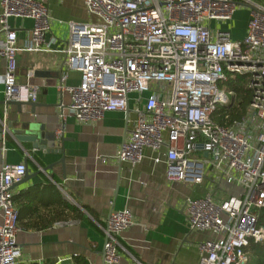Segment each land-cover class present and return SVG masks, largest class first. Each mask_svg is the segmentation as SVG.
I'll list each match as a JSON object with an SVG mask.
<instances>
[{
    "label": "built area",
    "instance_id": "built-area-1",
    "mask_svg": "<svg viewBox=\"0 0 264 264\" xmlns=\"http://www.w3.org/2000/svg\"><path fill=\"white\" fill-rule=\"evenodd\" d=\"M82 2L96 21L71 22L67 45L56 51L57 38H48V0H0L6 102L31 103L39 96V86L17 82L20 51L62 53L68 70L80 73L77 86L67 85V75L60 78L59 91L71 99L60 112L64 121L100 122L108 113L126 112L134 95V130L113 158L136 167L147 149L163 150L168 183L210 180L239 188L221 198L212 191L187 197L184 209L191 232L211 235L198 244L200 264H247L250 245L264 244V0ZM241 7L249 11L247 33L233 40L218 25L231 22ZM11 18L33 21L25 49L18 47ZM229 75L249 76L252 100L248 114L225 127L213 116L234 100L225 89ZM26 174L25 163L0 169V264H18L22 257L13 187ZM133 225L128 208L110 214L102 227L105 264H120L119 237Z\"/></svg>",
    "mask_w": 264,
    "mask_h": 264
},
{
    "label": "crops",
    "instance_id": "crops-1",
    "mask_svg": "<svg viewBox=\"0 0 264 264\" xmlns=\"http://www.w3.org/2000/svg\"><path fill=\"white\" fill-rule=\"evenodd\" d=\"M48 6L52 19L48 38H57L56 51L67 45L71 22L96 21L82 0H48ZM244 10L239 9L232 20L240 13L246 16L244 25L232 24L233 40L247 33L249 11ZM9 25L17 33L18 47L25 49L33 21L11 18ZM4 37L0 31V42ZM65 61L58 52L18 53L17 82L40 88L36 105L19 110L6 102V61L0 58V123L12 134L35 133L42 145L35 149L32 142L17 141L15 134L0 137V169L5 164L27 166L24 180L13 189L20 212L18 264H105L102 227L112 212L125 208L131 210L134 225L119 237L120 264H200L198 244L211 235L189 230L185 199L211 191L221 198L240 189L210 180L200 186L168 183L163 150L147 149L136 167L117 161L113 157L134 130L135 96L126 112L108 113L100 122L79 123L74 117L64 121L60 112L64 107L67 111L71 99L59 91L60 78L67 75L70 86L81 82L80 73L68 70ZM157 158L162 161L157 163Z\"/></svg>",
    "mask_w": 264,
    "mask_h": 264
},
{
    "label": "trees",
    "instance_id": "trees-1",
    "mask_svg": "<svg viewBox=\"0 0 264 264\" xmlns=\"http://www.w3.org/2000/svg\"><path fill=\"white\" fill-rule=\"evenodd\" d=\"M249 82V76L229 75L225 89L233 91L235 97L229 106L217 109L213 116L214 122L225 127H232L234 121H240L248 114L252 100ZM262 215H264V211ZM248 258L247 264H264V244L252 243L248 248Z\"/></svg>",
    "mask_w": 264,
    "mask_h": 264
},
{
    "label": "water",
    "instance_id": "water-1",
    "mask_svg": "<svg viewBox=\"0 0 264 264\" xmlns=\"http://www.w3.org/2000/svg\"><path fill=\"white\" fill-rule=\"evenodd\" d=\"M233 102V101H232ZM8 104H12V105H16L18 107V109H22V106L23 105H26V104H29L31 105L32 107H34L36 105V103L34 102H31V103H22V102H11V103H8ZM33 110V109H32ZM10 127H5L2 123H0V137L3 136V133L5 132L6 135H14L15 134V139L19 142H26V141H29V142H32L33 143V147L35 149H38V148H41L42 145H40L38 142H37V136L35 133H32L31 131L29 133H25V134H19V133H10ZM205 157H208V153H205L204 154ZM24 180V179H23ZM18 185V184H16ZM16 185L13 187L15 188Z\"/></svg>",
    "mask_w": 264,
    "mask_h": 264
},
{
    "label": "rangeland",
    "instance_id": "rangeland-1",
    "mask_svg": "<svg viewBox=\"0 0 264 264\" xmlns=\"http://www.w3.org/2000/svg\"><path fill=\"white\" fill-rule=\"evenodd\" d=\"M246 10V8L245 7H241L240 8V10L242 11V10ZM244 10V11H245ZM238 21V22H237ZM246 23V16L244 15V14H242V13H240V14H238L236 17H235V19H234V21L232 22H229V23H227V24H222V25H220V27L221 28H226V29H228L229 31H230V33H231V36H232V24H233V26H242V25H244Z\"/></svg>",
    "mask_w": 264,
    "mask_h": 264
}]
</instances>
